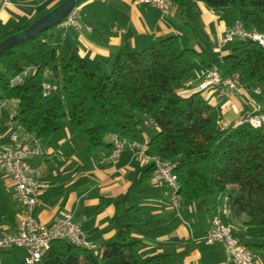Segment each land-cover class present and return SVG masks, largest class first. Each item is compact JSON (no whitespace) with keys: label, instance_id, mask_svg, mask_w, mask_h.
Segmentation results:
<instances>
[{"label":"trees","instance_id":"obj_1","mask_svg":"<svg viewBox=\"0 0 264 264\" xmlns=\"http://www.w3.org/2000/svg\"><path fill=\"white\" fill-rule=\"evenodd\" d=\"M202 1L213 10L231 8L244 29L264 33V0ZM173 3L190 7L192 0ZM20 29L0 33V41ZM49 30L0 53V99L17 100L14 119L24 131L48 142L60 120L67 118L91 151L109 152L106 140L112 134L142 140L138 113L157 127L147 152L174 165L182 200L210 211L220 196H227L228 219L239 221L244 216L241 225L261 231L258 242L242 244L254 252L264 251V132L248 124L221 128L212 107L198 93L178 92L191 78L196 62L206 69L218 63L223 75L238 73L246 89L259 86L264 106V47L250 39H235L225 54L208 59L206 51L183 47L176 35H169L139 51L118 53L106 73L100 65L90 70L76 49L64 50L54 43ZM28 66L31 73L12 85L11 80ZM44 81L52 86L46 96ZM125 216L129 223L101 250L55 239L40 264H177L166 253L141 256L140 242L128 239L131 224L140 215L129 209Z\"/></svg>","mask_w":264,"mask_h":264},{"label":"crops","instance_id":"obj_2","mask_svg":"<svg viewBox=\"0 0 264 264\" xmlns=\"http://www.w3.org/2000/svg\"><path fill=\"white\" fill-rule=\"evenodd\" d=\"M57 1L7 0L6 5L0 4V33L26 27ZM78 5L76 26L64 28L57 24L48 33L62 49H76L90 70L100 65L108 73L118 53L139 51L169 35H176L183 47L206 51L208 59L212 54L222 56L231 44L221 45L220 39L235 21L233 10H213L202 0H192L187 14L184 10L176 13L172 6L167 15L136 0H82ZM204 70L196 62L190 78L193 83L199 82ZM254 89L260 87L245 88L230 97H220L214 88L196 93L212 107L215 123L224 128L235 125L241 114L253 108L251 100L264 107ZM178 92L190 94L187 87ZM14 109V103L9 101L0 118V146L8 141L12 125L9 114ZM148 123L155 134L157 127L149 120ZM64 128L66 131L60 125L48 142L38 140L42 154L30 158L37 168L36 176L46 184L38 192L33 210L38 222L49 224L61 212H69L84 232L90 249L98 251L116 240L118 231L129 223L126 210H137L140 220L131 224L128 239L140 242L141 256L166 253L177 264H229L221 243L208 245L202 239L213 215L228 220L223 196L210 211L184 200L172 207L170 188L165 183L149 182V165L141 161L135 149L125 147L115 158L103 157L102 152L110 151H91L73 131ZM140 131L144 141L153 135L141 128ZM106 141L109 143V138ZM20 214L14 182L0 170V235L15 233ZM243 220L241 216L239 221ZM260 232L241 225L234 235L240 243H256ZM24 256L21 248L0 251V264H25ZM253 264H264V251H255Z\"/></svg>","mask_w":264,"mask_h":264},{"label":"built area","instance_id":"obj_3","mask_svg":"<svg viewBox=\"0 0 264 264\" xmlns=\"http://www.w3.org/2000/svg\"><path fill=\"white\" fill-rule=\"evenodd\" d=\"M136 2L147 4L157 9L162 15L169 14L173 6V0H136ZM0 4L1 7L6 5L7 0H0ZM79 12L80 7L76 4L59 24L64 28L76 26ZM235 39H250L264 47V33L254 29L246 30L237 20L223 32L220 43L224 45ZM32 69L30 66L26 67L11 80V84L22 82ZM43 75L47 77L48 72L45 71ZM184 87L189 89L190 94L214 88L220 97H230L245 89L238 73L223 75L218 63L204 70L199 82L193 83V79H189ZM42 89L43 95L46 96L50 93L52 86L49 82L44 81ZM253 93L258 95L260 90L254 89ZM9 101L14 103L15 109L9 114V121L12 125L8 130V141L0 146V170L14 182L15 196L20 203L21 214L15 233L0 235V251L21 248L25 251L23 258L25 264H40L41 258L55 239L66 240L74 246L90 248L84 232L79 224L72 219L69 212H61L49 224L40 223L34 218L33 210L37 203V194L46 184L36 176L37 168L30 163V158L41 155L42 151L38 139L25 132L14 119L17 113V100L0 99V118ZM251 103L253 108L241 114L234 126L248 124L252 128L261 129L264 132V107H261L255 100H251ZM109 143L111 150L108 154L102 152L103 157L115 158L125 147L135 149L141 161L149 165V182L154 185L167 184L171 190L169 203L172 207H178L182 197L178 192L179 185L173 173L174 165L171 162L148 154V141L128 140L112 134L109 136ZM222 199L224 201L223 210L229 218L230 210L227 196H223ZM239 226L241 224L237 219L223 221L217 215H213L208 230L202 239L208 245L215 242L221 243L229 264H253L255 252L240 243L234 235Z\"/></svg>","mask_w":264,"mask_h":264},{"label":"water","instance_id":"obj_4","mask_svg":"<svg viewBox=\"0 0 264 264\" xmlns=\"http://www.w3.org/2000/svg\"><path fill=\"white\" fill-rule=\"evenodd\" d=\"M81 0H61L58 4L34 19L29 25L0 41V53L22 39H28L51 29L61 22L68 11Z\"/></svg>","mask_w":264,"mask_h":264},{"label":"rangeland","instance_id":"obj_5","mask_svg":"<svg viewBox=\"0 0 264 264\" xmlns=\"http://www.w3.org/2000/svg\"><path fill=\"white\" fill-rule=\"evenodd\" d=\"M82 1V0H81ZM176 13L179 11L184 10V12H186V14L189 12V9L187 8V6L184 7H180L177 4H173V8H172ZM229 11H232L231 8H227ZM109 72V71H108ZM137 117L140 118L141 122H140V128L142 130V132H146L147 135H151L154 133V128H152V126L148 123V120L146 117L139 115L138 113H135ZM60 125L62 127V131H66L65 127H68L71 131H73L71 125L69 124L67 118H64L62 120H60ZM78 139H82L85 143V139L83 137V135L81 137H78ZM77 139V140H78ZM79 141V140H78ZM81 141V140H80Z\"/></svg>","mask_w":264,"mask_h":264}]
</instances>
